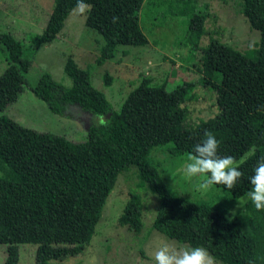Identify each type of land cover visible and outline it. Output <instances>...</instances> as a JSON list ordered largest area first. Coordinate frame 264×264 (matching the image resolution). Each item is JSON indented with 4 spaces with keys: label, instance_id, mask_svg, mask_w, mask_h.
Listing matches in <instances>:
<instances>
[{
    "label": "trees",
    "instance_id": "16d2710c",
    "mask_svg": "<svg viewBox=\"0 0 264 264\" xmlns=\"http://www.w3.org/2000/svg\"><path fill=\"white\" fill-rule=\"evenodd\" d=\"M145 0H53L45 28L30 35L29 49L51 43L70 11L88 6L84 24L103 43L95 61L114 58L118 47H143L140 26ZM259 40L240 51L209 37L200 47V82L215 93L218 112L185 127L187 109L179 89L166 90L142 78L114 112L92 87L89 73L68 57L63 66L70 87L41 73L29 86L49 110L64 115L68 105L103 122L87 129L84 142L39 133L0 115V243L3 264H18V246H86L106 198L120 174L133 170L136 186L158 197L151 229L166 238L202 248L221 264H264V0H235ZM169 15L187 18L186 40L193 49L205 35L207 14L195 0L168 1ZM163 14V16H165ZM6 68L0 74V112L15 102L26 85L30 58L22 40L0 34ZM111 76L104 75L110 85ZM171 157L189 155L210 164L240 161L217 172L210 182L229 202L245 197L234 216L228 206L190 200L167 186L150 158L155 147ZM142 198L130 191L118 224L137 234L143 227Z\"/></svg>",
    "mask_w": 264,
    "mask_h": 264
},
{
    "label": "rangeland",
    "instance_id": "374dc122",
    "mask_svg": "<svg viewBox=\"0 0 264 264\" xmlns=\"http://www.w3.org/2000/svg\"><path fill=\"white\" fill-rule=\"evenodd\" d=\"M168 1L172 0H145L143 3L139 17L147 45L120 46L113 59L99 65L95 59L103 41L84 24L88 6L72 9L57 37L32 50L28 37L43 31L53 0H0V34L10 33L22 40L24 55L30 58L22 93L0 115L39 133L61 136L75 143L84 142L87 129L103 122V117L84 113L70 105L64 115L55 114L29 89L41 73L50 74L63 87H70L71 82L63 72L64 62L70 57L87 70L92 87L104 95L114 112L119 111L127 94L142 78H150L152 84H163L166 90L181 91L183 106L187 109L185 127L214 116L218 112L215 93L200 82V47L206 45L209 37H215L246 51L259 40V32L250 29L235 0H195L196 10L207 14V19L199 48L193 49L186 40L187 18L165 15L170 10ZM6 66L5 52L0 45V74ZM105 73L111 76L110 85L104 84ZM171 146L155 147L150 152L165 184L190 200H202L214 207L228 206L229 215L234 216L245 197L229 202L230 198L213 186L210 178L240 161L210 164L189 155L171 157L165 151ZM130 191L139 193L142 198L143 227L137 234L117 222ZM262 193L264 185L257 192ZM158 203L156 195L137 188L133 170L120 174L106 198L88 245L39 247L21 244L18 264H221L202 248L190 247L152 230L151 222ZM5 258L6 245L0 243V264Z\"/></svg>",
    "mask_w": 264,
    "mask_h": 264
}]
</instances>
